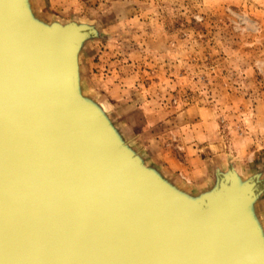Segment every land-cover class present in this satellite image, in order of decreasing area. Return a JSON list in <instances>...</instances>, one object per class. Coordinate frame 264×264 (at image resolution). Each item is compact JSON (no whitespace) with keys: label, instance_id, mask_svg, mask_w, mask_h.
Returning a JSON list of instances; mask_svg holds the SVG:
<instances>
[{"label":"water","instance_id":"water-1","mask_svg":"<svg viewBox=\"0 0 264 264\" xmlns=\"http://www.w3.org/2000/svg\"><path fill=\"white\" fill-rule=\"evenodd\" d=\"M0 0V264H264L262 174L190 194L83 93L93 25Z\"/></svg>","mask_w":264,"mask_h":264},{"label":"rangeland","instance_id":"rangeland-1","mask_svg":"<svg viewBox=\"0 0 264 264\" xmlns=\"http://www.w3.org/2000/svg\"><path fill=\"white\" fill-rule=\"evenodd\" d=\"M79 3L48 0L45 10L33 0L49 22L98 27L104 60L119 52L114 59L127 64L134 55L132 86L111 79L109 89L95 88L134 147L170 164L194 193L226 163L249 177L264 174V0ZM189 110L197 112L179 117Z\"/></svg>","mask_w":264,"mask_h":264},{"label":"crops","instance_id":"crops-1","mask_svg":"<svg viewBox=\"0 0 264 264\" xmlns=\"http://www.w3.org/2000/svg\"><path fill=\"white\" fill-rule=\"evenodd\" d=\"M47 1L48 0H37L39 5L41 7H43L45 10H46V7L44 6V2L46 3ZM50 1L53 2V0H50ZM80 1H81V3H79L80 5H83L84 1L87 4V0H80ZM104 19H103V21H104ZM105 31L107 32L108 30H107V28L103 27L101 32H105ZM95 40L88 42L86 44L85 48L83 49L81 55H80V71L82 74L83 93L86 96H89L95 100H98L100 103H102L106 107V109L108 111V108L105 105V102L107 101L108 98H106V95H105L104 99L103 98L100 99L99 97L101 95L97 91H95V88H98V84L100 83L102 88L109 89L107 84H108V81L112 79V80H116V82H119V84H114L115 87H117V85H120V86L122 85V87L127 86V85L132 86L136 82L138 76L136 74L135 63L134 62L131 64L129 63V62H131V60L134 61V55L131 54V52H129L127 55L128 56V59H126V62H128L127 64L121 62L120 59H114L115 56L117 55V53H119V52H114L112 55H110V52L108 53L106 51L109 54V58H108V60H104L106 54L104 51L102 52L101 49L99 50V47H100L99 45H102V44H100L101 41H100V39H97V41H95ZM134 54H136V52H134ZM111 58H113V59H111ZM125 93H126V90H125V92L121 91L120 95L121 94L125 95ZM111 94L113 95V93L109 91V95H111ZM97 96H99V97H97ZM196 112L197 111H195V110H189L187 112L181 113L182 115H179V117L182 119H185L184 117H186L187 115H194V114H196ZM117 124L120 127H122L119 123H117ZM183 126H185V125H183ZM135 148L138 149L137 147H135ZM213 149H214V147H213ZM141 155L146 160H149L150 163H148V164H150V166L156 167L166 177L176 181L182 187L186 188L184 185H182L180 183V181H178L177 177L171 173V171L173 169L170 167V164L166 163L162 159L160 160V162L156 163L153 159H148L143 154L142 151H141ZM231 165H233L235 168L237 166L236 164H231ZM228 167H230V165L228 166V164L226 163L225 168H222V167H219V168L225 170ZM242 174H243V172H242ZM181 175L184 176V173L181 172ZM203 176H207L205 169L202 172V175L200 177H203ZM245 176H247V175H245ZM262 176L264 177V174H262ZM214 177H215V171H214ZM261 183H263V182H261ZM262 186L263 185L261 184V187ZM205 188H207V187L206 186L198 187L197 191L199 192ZM186 189L190 190L192 188H186ZM258 210H259V214H260V216L264 222V194L262 195L260 201L258 202Z\"/></svg>","mask_w":264,"mask_h":264},{"label":"bare ground","instance_id":"bare-ground-1","mask_svg":"<svg viewBox=\"0 0 264 264\" xmlns=\"http://www.w3.org/2000/svg\"><path fill=\"white\" fill-rule=\"evenodd\" d=\"M31 8H32V10H33V12H34V14H35V16L36 17H38L39 19H41V20H44V21H46V22H49V21H47V20H45V19H43V18H41L39 15H38V13L36 12V10H35V8H34V4H33V0L31 1ZM53 21H57V22H60V23H62L61 21H59V20H53ZM53 21H51V22H53ZM79 23V22H78ZM79 24H81V23H79ZM98 36V35H97ZM94 40V39H93ZM92 41V40H91ZM90 41V42H91ZM81 53H82V51L80 52V54H79V62H80V55H81ZM95 100V99H94ZM95 101H97L99 104H100V106L102 107V110L105 112V113H107V115L109 116V118L112 120V122L114 123V125H116V127L120 130V132L122 133V135L125 137V140H126V142L130 145V146H132V147H134L132 144H131V142H129V140H128V138L126 137V133L122 130V128L117 124V122L116 121H114V119H113V117L111 116V114L107 111V109H106V107L102 104V103H100L98 100H95ZM135 148V147H134ZM136 149V148H135ZM137 150V152H140L138 149H136ZM140 154H141V152H140ZM146 161V164L147 165H150V164H148V161L147 160H145ZM232 168H234L235 169V171L238 173V175L241 177V178H243L244 180H247V179H250L251 177H249V176H245L244 174H242L241 172H239L233 165H230V167H228V168H226L225 170H223V169H221V168H219V167H217L216 168V170H215V178H216V175H217V173H218V170H221L222 172H229V170L230 169H232ZM160 171V170H159ZM166 177V176H165ZM168 178V177H167ZM169 179V178H168ZM172 182H174L176 185H178V187H180V189H182V190H184V191H186V192H188V193H190V194H193L194 192H192V191H190V190H188V189H186V188H184V187H182L180 184H178L176 181H174V180H172V179H170ZM215 180V179H214ZM209 187V186H208ZM207 187V188H208ZM207 188H205V189H203V190H201V191H197V192H195V193H201V192H203L204 190H206ZM262 221V225H264V222H263V220H261ZM264 227V226H263Z\"/></svg>","mask_w":264,"mask_h":264}]
</instances>
